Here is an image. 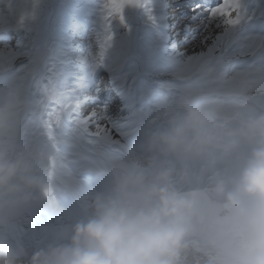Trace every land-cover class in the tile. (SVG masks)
I'll return each mask as SVG.
<instances>
[{
  "label": "clouds",
  "instance_id": "1",
  "mask_svg": "<svg viewBox=\"0 0 264 264\" xmlns=\"http://www.w3.org/2000/svg\"><path fill=\"white\" fill-rule=\"evenodd\" d=\"M246 71L160 85L135 152L108 160L83 218L27 264H264V65ZM40 100L61 108L64 91L0 82V231L32 193L52 196L70 117L49 140ZM20 261L0 239V264Z\"/></svg>",
  "mask_w": 264,
  "mask_h": 264
},
{
  "label": "rangeland",
  "instance_id": "2",
  "mask_svg": "<svg viewBox=\"0 0 264 264\" xmlns=\"http://www.w3.org/2000/svg\"><path fill=\"white\" fill-rule=\"evenodd\" d=\"M107 4H108V0H103L102 5L106 7ZM95 6L96 5H94V7ZM154 8L156 9L155 5ZM85 9L89 10L91 9V6L88 5L86 6V8H84L83 6V9L79 11L78 6L75 4V0H0V80H2L3 82L10 78L21 79L27 83L31 95H33L34 97L41 98L43 88L40 83L41 82L44 83L46 80H50L55 75L53 69L59 66V64L62 62L61 58L64 57L59 52V49H57L56 45L61 42H64L65 41L64 36L66 33H68L66 28L65 30H63L65 18L67 16H71L73 10L75 11V13L83 15L87 13ZM99 10L100 8H98L96 12H98ZM104 11H106V13ZM104 11L101 13H105L106 16H108L107 22L110 23L113 28L110 27L109 29L106 26L105 29L108 30L106 34V30H104L103 27H101L102 28L101 30V28L97 26L98 24L95 23L97 25L93 26L94 29L98 28L101 31H103L102 33H97L98 40L99 38H102L101 41H103L105 37L109 35L110 30L113 29L111 33V40L109 42V46L112 48V50L115 53L117 52L118 54H121L128 49L130 50L134 42H137V40H139L141 36L142 41L145 44H147L149 47L148 49L145 50L142 48L143 51L145 52L142 51L138 53L137 59L139 60V67L144 71L145 70L147 71L149 67L155 68V73L151 74L155 76L160 75L161 73H165L163 72L164 67H160V68L156 67L157 60L159 61V58L161 57V55L156 51V49H158L156 39H154V37L152 36V43L148 44V42H145V40L143 39V36L141 34L139 35L138 30L136 28L129 27L132 21L131 15H133V17H136V13H137V15L139 16V13L134 9V6L126 5L125 8L122 10V13L109 12L107 7L105 8ZM120 15L123 17V22L120 21ZM193 15L196 17L194 22H192V19L188 21L187 20L188 16L186 18L184 17L183 20H181L182 24H180L176 32H174L176 33V35L182 34L184 29L192 27L189 25V27H185L184 29H182L183 28L182 26L185 23H190V24L192 23V25H194L193 27H196L198 24L201 23L203 17L198 15L197 12L195 13V11L193 12ZM104 17L105 16H103V20L106 22ZM152 22H153L154 31L155 30L157 31L159 24L156 28L155 27L156 24L154 23L153 17H152ZM133 24L138 25L137 20H135ZM41 29L43 31H41ZM62 30L64 31L63 34H62ZM201 30L202 29L198 31V34L199 32L201 33ZM139 32L141 33L142 31L140 30ZM182 36H183V40L180 41L182 47L184 48L187 42L185 43L186 37L184 35H181V37ZM169 38H167L166 40L165 38L161 39L164 47L166 46V44H168ZM70 40H71V35H68V38L66 39L65 42L68 41L69 45H71ZM88 41L90 42V48H89L90 54L92 55L95 54L96 60H98L102 56L96 55V52L99 51V49L97 50L99 46L96 47L95 38L92 36L90 40L88 39ZM52 45L55 46L53 47ZM124 45L127 46L126 50L123 48ZM55 49L58 51H56ZM69 49L72 50L71 48ZM70 53L72 52L70 51ZM130 54L133 53L130 52ZM68 56L70 58L72 57V55H68ZM159 62L165 64L162 59H160ZM171 64L173 65L167 66V68L168 67H173V68L166 69L165 71L168 70H170L171 72L172 70L175 71V67H179L181 65V63H179L178 60L176 59L175 61H171ZM106 67H107L106 70L110 71L109 63L106 65ZM78 71L80 72V70ZM43 72L45 73L44 76L42 74ZM55 78L57 77H54L53 79ZM110 78H113V76L110 75ZM93 81L97 82L95 80ZM36 86L37 88H35ZM136 88H138V86ZM66 90L79 94V92L75 91L76 89H72V90L66 89ZM39 92L41 93V95L37 94ZM124 92H126L125 89ZM70 94L71 93L69 94L64 93L65 98L70 96ZM144 97L146 100L150 99L149 95L147 96L144 95ZM107 100H109L108 97ZM112 102L116 103L115 100H112ZM87 106L88 105H85L86 108H84L82 115L87 116L88 113L90 114L92 112L105 114L101 110L103 107L101 105L93 104V105H89V107ZM52 108H55V104L49 105V109ZM89 110L90 112H87L86 114L85 112ZM125 110L126 112H128L127 108H125ZM125 114L126 113H123V115ZM111 115L114 116V110L112 111V114L110 112L108 116ZM45 119L46 120L48 119V115L45 116ZM106 122L107 121H102L103 124L105 123L106 126H109L106 124ZM130 122L131 120L127 119L126 124L129 125ZM117 125L118 124H111L109 127L113 129L114 128L117 129L118 127L122 126L123 123L119 124V126ZM110 130L112 131V129ZM60 134L63 135L65 133L61 131ZM73 142L79 146H82L75 140H73ZM61 149H63V147L60 145L58 147L59 158L62 161V163H64L66 162V160H69V156L62 153ZM73 151L81 152L82 149L79 148V150H73ZM69 154L72 156V153L70 151ZM87 156H89L88 153Z\"/></svg>",
  "mask_w": 264,
  "mask_h": 264
},
{
  "label": "bare ground",
  "instance_id": "3",
  "mask_svg": "<svg viewBox=\"0 0 264 264\" xmlns=\"http://www.w3.org/2000/svg\"><path fill=\"white\" fill-rule=\"evenodd\" d=\"M241 7H242V11L244 12V14L247 17H249V19L242 22L241 25L238 27V30L236 32V36L238 37L237 42L235 44H233L232 48L228 49V51L226 53H223V54L225 56H231L233 54V52H236L238 49H240L243 46L244 47V55L236 56L234 59H232L227 64V70L229 72H234L235 70L236 71L246 70L248 67H251L253 65L255 67H259L262 64V58H264V50L260 49L259 47H252L253 41H258L259 38H264V0H251L250 4L248 6L245 5V1L241 0ZM134 9L139 13V18L142 21L141 29H140L142 32L140 34L143 36V39L145 40V42H148V44H151L152 43V33L154 31L153 22H152V17H153V14L155 12L154 11V9H155L154 4L151 2H148L144 6H134ZM191 11L194 12L193 10H191ZM233 16H234V14H233ZM180 19H181V17H180ZM180 19L177 18L176 20L179 22V21H181ZM191 19H192V22H194L193 20H195L196 17L193 15L191 17ZM86 23H88V21L84 20V18H83L82 21L80 22L79 26H84V25H86ZM180 24H182V21ZM179 25L177 26V28L179 27ZM200 26H201V23L198 24L196 27H192V30H191V28H187V29L183 30L182 35H184L186 37L185 43L186 42L187 43L185 44L184 48L182 47L183 52H181V53H178L176 51L171 52V56H173L174 53L176 54L175 57L173 59H171V61H175V59H176V60H178L179 63L182 64L184 61L187 60L188 57H191L194 55H199L202 52L206 53L207 48L212 46V42L215 39V37L217 35H222V33H223L222 28L218 29L215 26H213L211 31H210V39L207 41V44L203 45V44H201V40L203 39L204 33L201 30V33L199 32V34H198V31H200V29H201ZM65 27H66V30L67 29H72V31L75 30V28L72 26L65 25ZM161 27H162V25H161ZM177 28L174 29V32H176ZM42 29H41V31H43ZM67 32L69 34L68 33L65 34V36H64L65 41L68 38V35H71L70 31L67 30ZM167 32H169V31H167ZM174 32H173V34H176ZM164 38H165V40L167 38H169V40H170L171 36H168V34L163 32V34L161 33V39H164ZM99 40L101 41L102 38H99ZM65 41L62 44H65ZM158 43H159V41H158ZM161 43H162V40H161ZM55 45H52V46L54 47ZM67 46H69L68 41L66 42L65 45H59L58 44L57 49L58 48L60 49L61 54H63V56L64 55H72V57H73L75 52L70 53V51L68 49L63 50V48H65ZM56 51H58V50H56ZM143 52H145V51H143ZM222 52H223V49H221L220 51H217L216 53H214V55L219 57L222 55ZM252 52H255L256 55L252 56L251 55ZM79 56L81 59H84L86 57L85 54H82V55L80 54ZM159 61H160V58H159ZM161 64L164 67L163 70L173 68V67L167 68V66H165V64H163V63H161ZM84 70H85V68L84 69L82 68L80 70V72H82ZM110 70H111V67H110ZM176 70L177 69L175 68V71ZM147 71H150V72H152V74H154L155 68L149 67V69H147ZM168 72H171V71L168 70ZM111 73H113V72H111ZM156 76H158V75H156ZM56 79L57 78L53 79V84L57 85L58 87H61L63 90L75 89V88L70 87L67 84L59 83ZM78 87H79V91L75 90L76 92H79V94L77 96L78 102H80L81 100H84L87 97L92 98L91 96L81 98L82 97L81 94L83 91L82 89L87 88V87H91L90 85H88V86L85 85V86H81V87L78 86ZM124 89L125 88L121 87L120 85L115 86V92L117 94H120V96H122ZM126 90L127 89H125V91ZM70 93H72V91H70ZM87 94H85V95H87ZM143 95L147 96L146 92H144ZM70 98H71L70 96L66 97L65 102H68L70 100ZM113 100H115V98ZM107 101H109V100H107ZM142 102H143V100L142 101H138V100L136 101V103H139V104H141ZM88 103H90V100L86 102V105ZM125 103H126L125 108H127L129 103L127 104V101H125ZM150 106L152 108L151 104H150ZM56 107H58V106L55 105V108ZM87 107H89V106H87ZM109 108H111V106L104 105L101 110L103 113H106ZM137 111H138V113L134 116L135 120H137V118H140V116H141V113L139 112L140 106H138ZM148 111L150 113H152L151 109H149ZM127 114L128 113H126V115ZM106 124L109 126L111 125V123H109L108 121L106 122ZM71 125L72 124H70L68 122L63 123L62 128L58 130V132H57L58 134H60L61 131H63L65 133L63 135H61L62 133L60 134L61 138L65 139L64 142L61 143V145L63 144L65 147H68L69 149H72V150H79V148H81L82 151L81 152L75 151L77 153L76 157L69 159V161L66 160V162H64V163H62V161L60 160V158L58 156L57 178L51 182L52 193L57 191L58 189H56V188H60L62 184H66V185H69L70 187L76 188V183H78L79 180L81 182H85V183H89L91 181L94 185V183L97 182L95 179V176H97V175H105L106 176L108 160L110 158L120 156V155L114 154L113 152L114 151H123L125 148H127V143H123V137L125 135H121V133L116 128L113 129L109 126H106L105 123H104V125L108 128V130L111 133V141L112 142L95 140V139L90 140V138H88L87 136L73 135V134H71V128H72ZM110 129H112V131ZM136 130H139V127H137ZM138 134H139V132H135V135H138ZM73 140L78 142L80 145H82L86 149L83 148L82 146L75 144L73 142ZM87 153L89 154V156H87ZM119 154H123V153H119ZM123 156H120V157H123ZM101 159H102V161H101ZM82 170L85 171L84 175L80 174V172H79ZM90 188H91V186H90ZM75 190L78 192L77 188ZM97 191H99V189L96 188L94 191H92V188H91V192H89V193H86L85 191L83 192L85 197H86V199H84L85 197L81 196V198L84 200H80L81 210L83 212H85L87 204H88L89 200L91 199V196ZM77 194H79V192ZM31 195L32 196H40L39 193H32ZM21 264H24V263H21Z\"/></svg>",
  "mask_w": 264,
  "mask_h": 264
},
{
  "label": "snow or ice",
  "instance_id": "4",
  "mask_svg": "<svg viewBox=\"0 0 264 264\" xmlns=\"http://www.w3.org/2000/svg\"><path fill=\"white\" fill-rule=\"evenodd\" d=\"M148 3V0H108L106 5L109 12L122 13V10L126 5L130 6H144ZM193 11L202 16L201 29L204 33L201 44H207L210 39V31L213 26L218 29H223L222 35H217L212 42V46L207 48L206 53L202 52L199 55L188 57L175 71L174 75L181 81L191 79L197 75L200 70L206 66L216 65L222 71H227V64L238 55H244V47L242 46L236 52H233L231 56H225L228 49L232 48L233 44L237 42L238 37L236 32L242 22L249 19L241 7V0H219L214 6L197 5ZM234 14V16H233ZM151 18V17H150ZM104 19L107 21L108 17ZM120 21L123 22V17L120 15ZM111 40V36H107L104 41V47L101 48V54L105 47L108 46ZM252 47H259L264 50V38H259L258 41H253ZM223 49L222 55L217 57L214 55L217 51ZM252 56L256 53L252 52ZM264 65V58H262V64ZM255 68V66L248 67L246 70ZM234 71V75L237 77L250 75V72ZM190 73V74H188ZM45 94H47V85L43 82L40 83ZM70 100L65 102L58 110L56 108L49 109V105L45 104L44 100H40L39 104L43 105L47 112L48 119L44 122L45 127L48 130V139L53 140V132L60 125L62 118L66 115L70 117L72 128L71 134L76 136H87L90 140H102L111 141V133L108 128L102 123L103 117L100 113L92 112L87 116H82L80 112V105L77 99L76 93L70 94ZM52 97L49 96V100ZM62 109V110H61ZM45 196L50 195L48 191H45Z\"/></svg>",
  "mask_w": 264,
  "mask_h": 264
}]
</instances>
